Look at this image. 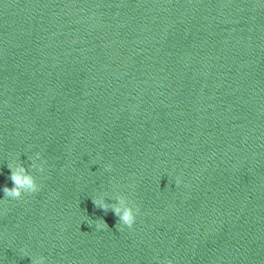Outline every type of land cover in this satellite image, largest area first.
<instances>
[{
    "label": "water",
    "instance_id": "95a60500",
    "mask_svg": "<svg viewBox=\"0 0 264 264\" xmlns=\"http://www.w3.org/2000/svg\"><path fill=\"white\" fill-rule=\"evenodd\" d=\"M37 152L0 264H264V0H0V187Z\"/></svg>",
    "mask_w": 264,
    "mask_h": 264
},
{
    "label": "clouds",
    "instance_id": "9594fccd",
    "mask_svg": "<svg viewBox=\"0 0 264 264\" xmlns=\"http://www.w3.org/2000/svg\"><path fill=\"white\" fill-rule=\"evenodd\" d=\"M31 163L26 167L19 159H13L7 163L10 169L8 179L11 181V187L7 184L0 187L3 193V198L20 199L25 194L36 193L39 191L40 185L37 178L33 175L30 169H37L41 172L44 171V161L40 159V153L37 152L34 157L30 158ZM96 206L104 209L106 212L111 210L118 218L119 228L122 230L124 227L131 228L135 221L139 209L132 206L123 195L116 194L114 197L105 198L104 195L92 197ZM97 230H102L107 225L101 219L100 222L94 223ZM26 253L25 249L20 250ZM32 264H45V257L36 256L31 257ZM159 264V262H157ZM166 264H173L171 260L166 261Z\"/></svg>",
    "mask_w": 264,
    "mask_h": 264
}]
</instances>
